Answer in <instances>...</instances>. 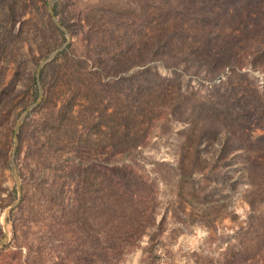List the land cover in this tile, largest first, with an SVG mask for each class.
I'll use <instances>...</instances> for the list:
<instances>
[{"label": "rangeland", "instance_id": "rangeland-1", "mask_svg": "<svg viewBox=\"0 0 264 264\" xmlns=\"http://www.w3.org/2000/svg\"><path fill=\"white\" fill-rule=\"evenodd\" d=\"M2 240L0 264H264V0H0Z\"/></svg>", "mask_w": 264, "mask_h": 264}, {"label": "water", "instance_id": "water-1", "mask_svg": "<svg viewBox=\"0 0 264 264\" xmlns=\"http://www.w3.org/2000/svg\"><path fill=\"white\" fill-rule=\"evenodd\" d=\"M52 5V1L50 2V6ZM50 11H51V9H50ZM51 13H52V11H51ZM55 55V53L51 56V58L53 57ZM40 70V68L38 69V71ZM39 92H40V89H39ZM40 97H41V93H40ZM24 119V115L20 118V120H19V122H18V125H17V128H18V126H19V124L22 122V120ZM16 128V129H17ZM11 171H12V173H13V176H14V179H15V181H16V183H17V187L19 186V183H18V178H17V175H16V173L14 172L15 170H14V167H13V165L11 164ZM19 188V187H18ZM4 242H5V240H2V241H0V246H2L3 244H4Z\"/></svg>", "mask_w": 264, "mask_h": 264}, {"label": "trees", "instance_id": "trees-1", "mask_svg": "<svg viewBox=\"0 0 264 264\" xmlns=\"http://www.w3.org/2000/svg\"><path fill=\"white\" fill-rule=\"evenodd\" d=\"M224 72V69H222V71L220 72V74H222Z\"/></svg>", "mask_w": 264, "mask_h": 264}, {"label": "bare ground", "instance_id": "bare-ground-1", "mask_svg": "<svg viewBox=\"0 0 264 264\" xmlns=\"http://www.w3.org/2000/svg\"><path fill=\"white\" fill-rule=\"evenodd\" d=\"M15 172V171H14Z\"/></svg>", "mask_w": 264, "mask_h": 264}]
</instances>
